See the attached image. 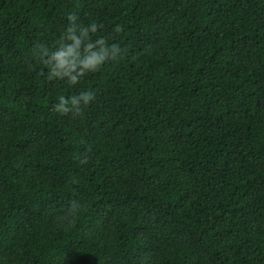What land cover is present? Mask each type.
<instances>
[{"label": "trees", "instance_id": "16d2710c", "mask_svg": "<svg viewBox=\"0 0 264 264\" xmlns=\"http://www.w3.org/2000/svg\"><path fill=\"white\" fill-rule=\"evenodd\" d=\"M69 14L122 50L76 87ZM0 264H264V0H0Z\"/></svg>", "mask_w": 264, "mask_h": 264}, {"label": "clouds", "instance_id": "9594fccd", "mask_svg": "<svg viewBox=\"0 0 264 264\" xmlns=\"http://www.w3.org/2000/svg\"><path fill=\"white\" fill-rule=\"evenodd\" d=\"M67 20L55 44L40 42L35 46L34 54L47 69L48 80L63 81L69 87H76L85 77L97 73L108 62H119L122 50L119 44L111 42L115 37L100 32L102 26L96 20L77 23L74 14H69ZM122 31L120 25L115 26L116 36ZM95 100V90L81 89L70 96H58L52 107L57 114L63 115L73 110L79 112ZM78 212L79 206L71 205L69 216L61 218L62 226L70 227Z\"/></svg>", "mask_w": 264, "mask_h": 264}]
</instances>
